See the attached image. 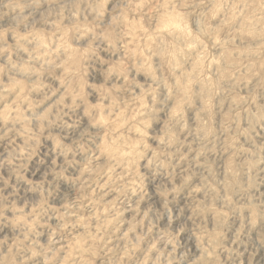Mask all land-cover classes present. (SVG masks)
<instances>
[{
	"label": "clouds",
	"instance_id": "clouds-1",
	"mask_svg": "<svg viewBox=\"0 0 264 264\" xmlns=\"http://www.w3.org/2000/svg\"><path fill=\"white\" fill-rule=\"evenodd\" d=\"M0 264H264V0H0Z\"/></svg>",
	"mask_w": 264,
	"mask_h": 264
}]
</instances>
